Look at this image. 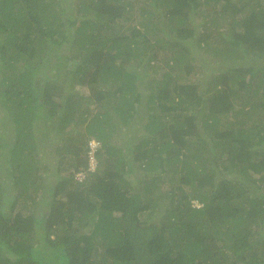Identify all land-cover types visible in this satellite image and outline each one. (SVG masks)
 <instances>
[{
  "label": "trees",
  "instance_id": "obj_1",
  "mask_svg": "<svg viewBox=\"0 0 264 264\" xmlns=\"http://www.w3.org/2000/svg\"><path fill=\"white\" fill-rule=\"evenodd\" d=\"M141 1L0 0V264H264V1Z\"/></svg>",
  "mask_w": 264,
  "mask_h": 264
},
{
  "label": "rangeland",
  "instance_id": "obj_2",
  "mask_svg": "<svg viewBox=\"0 0 264 264\" xmlns=\"http://www.w3.org/2000/svg\"><path fill=\"white\" fill-rule=\"evenodd\" d=\"M68 1H69V7L71 6V8L73 10V6L78 2V0H68ZM262 1H264V0H262ZM141 6H143V2L141 0H138V2L136 3V7L133 10V12H127L126 14H124V17H123L124 20H125V25L123 27L124 28V31H126V33H128V35H130V33L133 30H135L136 31L135 33H138L139 38H142L143 37L141 32L144 29L143 23L145 22L144 21V16L142 14V11L143 10L141 9ZM71 13H72V11H71ZM155 16L156 17L158 16V12H155ZM190 16H191V13H190ZM149 17H150V15H148L147 19ZM192 17H193V20L195 22H197V26H199V29H200L202 27V22H203L204 14H202V12L199 13L198 11H196L194 13V11H193ZM220 20L230 23V19L227 16H224L222 13L220 14ZM139 31H141V32L139 33ZM149 35L153 37V35H151V33ZM209 51L212 52V50H209ZM151 53H153V52L151 51V49H149L148 50V53H147V57H151ZM210 54H212V53H210ZM166 56H167L166 53L162 51V52L159 53V55L157 57V58H159V60H154L153 59L151 61V64H157L156 65V67H158V71H157L158 76L157 77H158V80H160V81L164 78L163 73L167 69V67L164 66L165 60H166ZM201 56H203V55H201ZM137 57L138 58H133V60L130 63L131 64H136L137 66L134 65L136 68L139 67V69L140 68L142 69L143 66H145V63L146 62L145 61L141 62V58L142 57H139V56H137ZM147 57L144 58V59H147ZM139 62H141L142 64H140ZM152 70L153 69H151V71ZM207 75H208L207 72L205 70H203L202 68H200V66H197L196 71H194L191 75H188V76L185 75V74H183L182 72H180L179 69H176V71H174V77L179 82H181V81H184V82H196V83H198L200 85L202 84V82L204 80H206V78H204V77L207 76ZM154 76H156V75H150L149 81H152ZM77 90L80 91L83 94H89V88L87 86H85V85H79L78 84L77 85ZM109 99H111V98H109ZM90 106H91L90 109H91L92 112H95L97 109H99L98 108L99 106L97 105V103H92ZM144 121H145V119H142L141 120V125H140L139 129L136 131V133H139L140 136L145 131L143 129V127H142V122H144ZM7 127H8V125L7 124H4L3 129L0 130L2 132V134H5V136L8 133H10L9 132V129L8 130H5ZM81 127L83 128V125H81ZM123 129H124V134H126V128L124 126H123ZM129 136L130 135H127L126 138H123V139H127ZM118 137H119V135L115 136L114 137L115 140H119ZM120 141H122V140H120ZM77 175H78L77 178L79 180H82V178H84L83 177V174H78L77 173ZM169 175H175L176 176V174L173 173V170H171V171H169V173L167 172L165 174L166 180H168V176ZM176 183H177V181L175 179V181L172 184H176ZM195 203L198 204L197 201ZM151 210H153L154 213H152L150 215H147V213H144V214H141L142 217L144 219H146V220L147 219H150L151 220L154 216H156L157 213H159L158 212V209H151ZM147 212H149V210ZM84 231H90V228L87 227L86 229H84Z\"/></svg>",
  "mask_w": 264,
  "mask_h": 264
},
{
  "label": "built area",
  "instance_id": "obj_3",
  "mask_svg": "<svg viewBox=\"0 0 264 264\" xmlns=\"http://www.w3.org/2000/svg\"><path fill=\"white\" fill-rule=\"evenodd\" d=\"M91 150H90V157H91V163L93 165H95L96 161H95V155H94V152L96 150V148H98V146L100 145V142L93 139L91 142Z\"/></svg>",
  "mask_w": 264,
  "mask_h": 264
},
{
  "label": "clouds",
  "instance_id": "obj_4",
  "mask_svg": "<svg viewBox=\"0 0 264 264\" xmlns=\"http://www.w3.org/2000/svg\"><path fill=\"white\" fill-rule=\"evenodd\" d=\"M93 140V139H92ZM96 140V139H95ZM98 141V140H97Z\"/></svg>",
  "mask_w": 264,
  "mask_h": 264
}]
</instances>
